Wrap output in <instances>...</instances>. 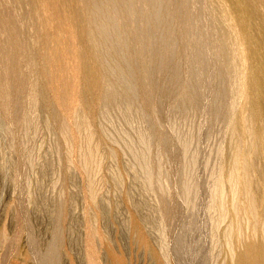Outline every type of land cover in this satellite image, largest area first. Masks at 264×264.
Wrapping results in <instances>:
<instances>
[{"label": "rangeland", "instance_id": "374dc122", "mask_svg": "<svg viewBox=\"0 0 264 264\" xmlns=\"http://www.w3.org/2000/svg\"><path fill=\"white\" fill-rule=\"evenodd\" d=\"M93 1L62 0L57 25L56 0H0V49L12 47L22 77L9 85L19 92L17 124L6 115L12 98H2L9 72L0 62V264H51L54 248L52 264H236L242 244H264V206L247 212L239 180L217 181L239 158L231 130L245 101L238 65L264 58V0H110L117 9L99 3L96 19ZM80 10L90 22L78 20ZM105 13L104 32L125 47H100L98 63L125 78L114 81L111 106L101 96L93 115L79 113L67 140L60 108L39 98L50 85L37 68L49 72L52 57L66 62L60 40L68 38L76 49L67 64L80 77V47L100 45ZM86 83L95 101L98 83ZM79 97L73 91L68 105Z\"/></svg>", "mask_w": 264, "mask_h": 264}, {"label": "bare ground", "instance_id": "6f19581e", "mask_svg": "<svg viewBox=\"0 0 264 264\" xmlns=\"http://www.w3.org/2000/svg\"><path fill=\"white\" fill-rule=\"evenodd\" d=\"M61 3L62 0H56L54 4V10L56 14V16L54 17L57 25L64 23V19L61 17V15L59 16V6L61 5ZM99 3L104 5L103 8L107 9L108 14L117 9L111 8L112 4L110 3V0H94L92 2L93 6H91L92 10L90 11V13L94 14L95 19L97 14L99 15H97V17H100L102 14L99 11ZM155 4L157 8L156 12L160 13V11L158 10L162 8L158 6L157 3ZM158 13L156 14L158 15ZM75 15L77 16L78 20H82L83 23H86L87 20L88 22H90L89 15H86L84 10L75 12ZM104 15H102L104 18H98L101 21L100 22L98 20L100 24L97 27L100 37V45L94 46L93 44L91 46V49H83L82 45L80 47V57H83L80 77H78L76 75V71L72 70L71 67L67 64L68 56L72 54V51L74 49H76V46L72 45L68 38H63L60 40L63 51L61 56L66 60V62L63 59L52 57L53 62L56 63L57 66L51 63L49 72L45 69L44 66L39 65L37 68V71H39L44 76V79L46 80V82H49L50 85L48 90H41L39 92V98L43 102V106L45 108L48 107V109H50L51 107H54V105H57L60 108L57 110L58 113L60 111L59 117L57 118L55 114V118L58 121L61 135L67 140L72 139L70 131L76 130L79 126L82 125V122L78 119L79 113L87 111L91 115H93L94 110L100 109V107H102V104L103 106L107 105V108L111 106L113 104L115 95L119 92V90L115 88L114 81L118 78L123 81V79L125 78L123 76L118 77V75L114 74H103V66L98 63L100 57V47L102 48V54H106L107 52L113 50H120L119 53L122 54L125 47L122 36L118 35L113 40V38L108 34L109 30L106 33L104 32V30L108 27H106V17L108 15L107 13H105ZM238 21L240 20L238 19ZM86 26L88 27V25ZM89 27L87 28L86 35L92 37L96 34V31L94 28L93 30H90L92 28ZM9 47L12 48L11 46ZM9 47L7 48V46H2L0 49V62H3L8 67L9 72L6 79L2 82L4 87L2 98L5 100H7L6 97L8 96L12 98L9 106H7L6 115H8V117L13 120V122L19 124L21 122L20 117L18 118V116L16 115L17 119H19L16 121L13 118L15 115L12 116L11 113V110H14V108L18 106V101L15 94H18L17 96L19 100V92L17 89H15L14 87H10L9 85H19L21 83L22 77L19 72L15 71V59L12 53V49L8 50ZM95 58L96 62L98 63L97 69L95 68L97 70L96 72L93 71L95 70L94 68H92V70L90 67V65H92V60L95 61ZM131 59H133V56H131ZM91 71L94 72L93 75ZM59 72L65 74L63 81H60L57 78ZM142 72L147 74L148 68L145 67ZM262 74H264V58L250 55L247 58L246 64L238 65L237 80L240 84L239 86L244 91L243 97L245 101L243 103L242 110L238 113L236 120L233 123V128H231V130L233 129L232 136H234L235 139L239 140V144L235 150L236 155L239 156V158L234 162L231 170L224 174L223 180L220 179L217 181V186H220L222 184V181H227L232 185L237 180H239L238 190L244 193L247 197V202H245V210L251 214H253L255 211L256 216L259 215L258 208H260V206H264V80L260 77V75ZM75 75L78 78H76ZM92 76L98 83L97 99L95 101H91L94 100V95H96L95 89H92L86 83L87 80ZM105 78H108L109 80H106ZM104 79L105 81H108V83L105 84V81H103ZM142 80L140 82H142ZM245 80H247V82H245ZM126 85L132 89L128 81H126ZM147 86V82L145 83L144 80L142 83V90L146 95L147 93H149V88H147ZM73 91H81V97H79V100L76 104L68 105L69 96ZM187 91L188 89L186 88L184 92V98H188L189 93H187ZM101 96L103 103L101 102ZM147 99L148 97L143 98L142 100L143 102H146L145 104L148 105L149 100ZM134 102L135 101H133L132 103ZM136 102L134 104H136ZM126 106H130L128 108L132 107L129 104H127ZM103 110L106 109L103 108ZM62 111L69 113L68 119L71 118L69 121L68 119H64L62 117ZM89 138V135H87V141L89 140ZM144 169L146 173V182H148V166L145 165ZM217 204L219 206L222 205L221 199H219ZM263 216L264 215H262V217ZM94 234V231L89 230L90 243L91 241H93ZM56 252L57 251L55 250V248L54 250L49 251V261L51 260L52 263L55 257H57ZM236 261V264H264V244L261 242L242 244V250L239 251Z\"/></svg>", "mask_w": 264, "mask_h": 264}]
</instances>
